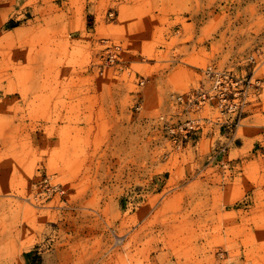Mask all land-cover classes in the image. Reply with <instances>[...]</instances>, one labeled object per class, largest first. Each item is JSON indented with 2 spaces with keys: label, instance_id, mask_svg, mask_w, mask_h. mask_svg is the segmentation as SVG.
<instances>
[{
  "label": "rangeland",
  "instance_id": "1",
  "mask_svg": "<svg viewBox=\"0 0 264 264\" xmlns=\"http://www.w3.org/2000/svg\"><path fill=\"white\" fill-rule=\"evenodd\" d=\"M209 65L258 88L178 150ZM0 264H264V0H0Z\"/></svg>",
  "mask_w": 264,
  "mask_h": 264
},
{
  "label": "built area",
  "instance_id": "2",
  "mask_svg": "<svg viewBox=\"0 0 264 264\" xmlns=\"http://www.w3.org/2000/svg\"><path fill=\"white\" fill-rule=\"evenodd\" d=\"M109 45L105 58L112 63L119 58L121 45ZM250 58L255 59L254 55ZM201 75L197 85L171 93V111L160 115L163 129L178 150L206 134L208 126L214 130L216 126L240 122L244 107L251 101L252 76L212 65L202 68ZM140 82L143 84L144 80Z\"/></svg>",
  "mask_w": 264,
  "mask_h": 264
}]
</instances>
